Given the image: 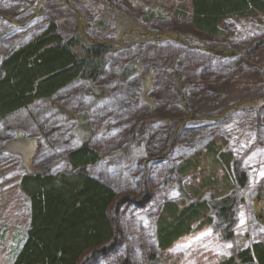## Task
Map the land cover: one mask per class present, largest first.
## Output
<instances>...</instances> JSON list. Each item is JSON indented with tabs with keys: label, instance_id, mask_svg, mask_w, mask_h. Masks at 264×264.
<instances>
[{
	"label": "rangeland",
	"instance_id": "rangeland-1",
	"mask_svg": "<svg viewBox=\"0 0 264 264\" xmlns=\"http://www.w3.org/2000/svg\"><path fill=\"white\" fill-rule=\"evenodd\" d=\"M184 7L191 0H0V67L50 25L78 53L108 47L98 77L0 121V264L13 263L27 236L22 178L70 172L68 157L83 144L101 156L92 177L130 200L117 211L124 242L89 264H216L264 247V11L222 20L214 38ZM214 142L248 180L234 187L233 237L199 225L163 252V207L190 202L184 190L202 180L179 168L202 158V169Z\"/></svg>",
	"mask_w": 264,
	"mask_h": 264
},
{
	"label": "trees",
	"instance_id": "trees-1",
	"mask_svg": "<svg viewBox=\"0 0 264 264\" xmlns=\"http://www.w3.org/2000/svg\"><path fill=\"white\" fill-rule=\"evenodd\" d=\"M189 11L197 31L219 38L222 20L262 13L264 0H191V7H184L181 13L184 16ZM76 49L75 41L64 43L57 27L50 25L44 34L9 55L0 67V121L38 100L51 98L79 79L98 77L108 47L94 45L79 53ZM224 150L214 142L203 155L202 169V158L188 160L179 168L182 177L200 171L202 180L184 190L190 202L163 207L156 223L163 252L199 225L219 227L224 239L233 237L234 187L244 190L248 180L231 165ZM100 159L97 150L83 144L68 157L70 172L57 176L29 173L22 178L20 189L30 203V223L12 264H89L99 255L116 252L124 242L117 211L130 200L118 199L114 190L89 173ZM222 167L228 177L220 179ZM208 192L211 202L203 197ZM216 264H264V247L241 250L234 258Z\"/></svg>",
	"mask_w": 264,
	"mask_h": 264
}]
</instances>
